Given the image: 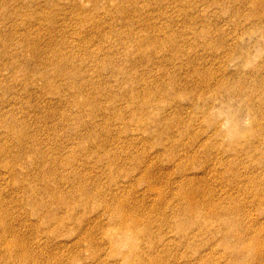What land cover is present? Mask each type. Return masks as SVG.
I'll return each instance as SVG.
<instances>
[{"label":"rangeland","instance_id":"1","mask_svg":"<svg viewBox=\"0 0 264 264\" xmlns=\"http://www.w3.org/2000/svg\"><path fill=\"white\" fill-rule=\"evenodd\" d=\"M252 8L247 0H0V204H4L0 208V263L13 264L8 254L4 258L9 250L5 241L19 235L26 237V244L38 248L36 253L50 249V262L61 252L70 253L64 244L70 245L80 237L78 226L85 219L83 230L93 232V243L106 256L101 258L103 264H133V257L122 260L119 252L132 246L144 251L150 247L149 241L136 239L131 229L114 226L116 215L107 203L113 200L114 192L129 201L138 197V206L150 210L161 200L147 193L146 183L139 182V171H130L135 163L128 159L129 154H142L151 160L162 155L159 171L175 180L186 175L204 176L203 193L214 195L216 201L226 191L235 197V202L215 204L218 208L232 206L241 209L242 215L245 210L264 220V204L248 184L253 164L264 162V144L258 141L264 140V127H256L247 115L248 96L238 86L244 80L246 85L259 83L255 72L264 63V17L251 16L248 12ZM145 36L146 42L138 49L136 42ZM156 38L177 47H158L152 41ZM37 43L38 62L47 56L66 61L73 57L82 68L80 78H57L52 75L51 64L31 72L22 58L28 61L35 57L29 45ZM60 49L63 53L54 55ZM45 70L48 78L41 73ZM134 78L138 81L132 84ZM89 79L86 93L97 97L80 110L74 101L76 83L87 84ZM261 85L263 90L256 95L264 100ZM163 87L171 93H162ZM49 112L58 119L49 118ZM13 115L39 148L38 156L28 152L24 159L16 158L17 139L2 127L3 118L10 121ZM62 115L70 123L79 115L84 127L77 134L85 135L95 127L97 138L79 146L72 136L76 133L67 131L59 121ZM163 123L175 126V134L183 143L199 133L207 135L212 153L206 159L186 157L177 170L153 141L160 142L155 136ZM259 123L264 124L263 116ZM215 137L222 142L224 152L215 147ZM90 145L98 150L86 157L85 148ZM69 152L80 154L73 164L69 163ZM110 155H115L114 164ZM50 161L53 165L63 162L55 174ZM231 167L236 169L232 171ZM69 173L74 181L80 173L97 179L102 193L92 195L90 202L82 193H69V188L79 186L67 182L65 175ZM53 190L63 203L57 202L58 197L52 199ZM170 210L168 207L167 212ZM55 218L70 220L69 226H59ZM204 225L211 230L218 228L215 222ZM172 234L164 239L166 243L174 238ZM89 244L90 240H83L84 249ZM177 248L178 262L185 251Z\"/></svg>","mask_w":264,"mask_h":264},{"label":"bare ground","instance_id":"2","mask_svg":"<svg viewBox=\"0 0 264 264\" xmlns=\"http://www.w3.org/2000/svg\"><path fill=\"white\" fill-rule=\"evenodd\" d=\"M45 1L48 3L53 2V0ZM247 1H250L253 6L248 12L251 16L264 17V0ZM125 12L124 8H122V13L127 14ZM2 17L0 16V19ZM83 23H85L84 20ZM159 31L164 32L163 29ZM147 36L141 38L140 42H136L138 49H140L139 45L141 46L146 42L145 38ZM152 41L153 43H157L158 47L167 49L177 47L172 46V44L165 41L164 38H156ZM33 42H35L34 39L32 40V43ZM29 51L35 57L28 58V61H25V59L23 61L22 58V62L31 72H39L40 66L47 68L51 64V66L54 67L52 75L57 78L71 76L79 79L80 77L78 75L82 74V68L75 64L73 57L70 61H66L62 60L59 56H56V59L47 56L41 58L40 63L37 60V56L40 52L39 44L38 46L35 44L29 45ZM62 53L63 51L60 49V51H56L54 55H60ZM258 67L259 69L255 72V75L257 80H260V82L264 84V80L261 81L264 72V63L258 65ZM41 73H43L45 78L49 77L47 75V70L41 71ZM136 81L138 80L134 78L132 84ZM90 82L91 79L88 80L87 84L83 82L76 83L77 90H75L76 93H74V101L80 110L84 107V103L97 97L92 93H88L89 95L86 93V88ZM173 82L172 80L170 83ZM246 82L247 80H244V83L238 86L240 87L239 90L244 92V95L248 96L245 105L246 108H248V110H246L248 112L247 115H250L252 121L257 123L256 127H264V124L260 125L259 123L260 116L264 117V100H259L260 96L256 95V93H259L260 89L263 90L262 85L259 86L260 82L255 85H246ZM173 86H175L177 90V85ZM164 88L165 87H163V91H161L162 93H171ZM237 88L238 87H236V90ZM144 89H147V85L144 86ZM227 89L229 88H225L224 90ZM250 89L255 91L250 92ZM53 90L54 88H52L50 92ZM81 96L82 98H80ZM150 96L149 94L148 100H150ZM133 100H138V98ZM29 107H34V105L29 103ZM48 117L52 119L55 118L56 120L58 119L53 112H49ZM74 120L77 121L70 123V119L65 115H62L59 119L63 126L68 128L67 131L76 133L72 136L77 139L79 146H82L85 141L93 142L94 140H91V138H97L95 127L90 128L89 133L85 135H78L77 133L84 127V122L79 119V115H75ZM3 121L5 123L2 127H6L8 132H13L14 138L17 139L18 155L16 158L24 159L25 156L29 154L28 152H32L35 156H38L37 152L39 148L35 147L32 140L23 132L22 124L18 122L17 118L14 116L10 121H6L5 118H3ZM157 128V130L160 131L157 132L155 137L162 143L154 139L153 141L162 149L159 148L161 151L166 153L177 170L180 169L182 161L186 157L191 160H195L196 157L198 159H206L208 158L207 156L212 153L210 151L212 148L207 145V135L202 137L203 133L194 135L188 142L183 143L180 136L175 134L177 131L175 126L163 123V125H159ZM217 140L218 145H215V147L217 146L220 151L222 150V152H224L222 142H220L218 138ZM258 141L264 144L263 139H259ZM234 143L237 142L235 141ZM167 144L171 145L168 147ZM95 150H98L96 145L86 147V157H91V154L94 153ZM167 151H170V153H167ZM6 152L12 156L16 155L11 154L9 151ZM157 156L159 157L158 160H151L142 154H129L130 158L128 159L135 163L130 171L140 172L139 182H145L147 193L158 196L161 200L160 203H156L154 208L150 210L147 206H138V197H136L135 200L132 199L129 201L125 195L118 192H114L112 194L113 200L107 203V208L116 215L113 219L114 226H118L121 229H131L136 239H146L150 244V247H145L144 251L132 246L128 250L119 252V257L122 260L127 257H133V264H264V220L261 221L259 218L253 217L252 214H248L245 210L244 215H242L241 209H236L232 206L227 205L222 209L218 208L215 204L222 203L226 200L235 202L233 194L226 191L221 195L224 197L220 196V200L216 201L214 195L203 193L201 184L206 181L204 176L186 175L181 180H175V177L170 174L168 175L167 172L159 171L160 165L158 162L161 160L162 155L157 154ZM79 158L80 154L69 152L68 160L70 164H73ZM109 159L110 163L114 164L115 155H110ZM220 160V162L224 164L227 163L222 159ZM50 163L54 174L57 173L59 166L63 165L62 161L59 165H56V163L53 165L52 161H50ZM244 165L248 169L251 167L250 165ZM253 165L254 170L249 172L251 174L248 178V184L251 186V189L257 190L256 193L260 196L259 203L264 204V162L258 161ZM233 168L235 167H231L232 171ZM73 170L75 171V166ZM228 172H230V169ZM65 176L67 177L68 183H77L79 185L72 186V189L68 187V192L74 194V196L78 193H82V197L86 202L91 201L92 195L102 193L101 182L97 179H90L86 173H80L76 181L73 180L71 173ZM166 176L168 180L165 179ZM82 187H85L84 189L87 192H83ZM52 192H54V190ZM57 197L60 199V201L57 202L59 204L63 203L62 199L54 192L52 199L55 200ZM96 199L102 200L99 197H96ZM251 200H253V198ZM255 201H253L254 204L257 203V201ZM243 202L244 205L247 206L246 200ZM46 204L47 202L43 203V205ZM3 206L4 204H0V208H3ZM168 207H171L170 212H167ZM70 218L69 216V219ZM54 221L59 226L62 225L63 228H67L70 223V220L66 218H55ZM204 222H215L218 228L215 230L208 229V227L204 225ZM81 223L83 225L78 226L79 230L82 231L80 237L70 245L64 244V247L68 246L66 249L70 251V253L65 251L61 252V255L58 254L52 262H50V249V252L46 251L43 253V250H40L36 253L35 251L38 250V248H33L31 244L30 246L26 244L24 242L26 237L20 236L19 234L18 238L15 237L5 241L9 250L4 254V258H6L8 254L13 264H103L101 258L104 255L102 258L104 260L106 256L103 254L102 248H98L95 243H93V232L83 230L85 219H81ZM169 233H173L172 235L174 238L169 239L170 243H166L164 239H167L166 237H168ZM201 235H206L208 238L203 240L200 238ZM217 235L220 236L219 240L217 239ZM84 239H88L91 242L86 249H84L83 245ZM178 246L184 248L183 251L185 252L180 255L179 261L177 262L176 258L179 256ZM212 246H216L218 249ZM141 255H145V257L142 258ZM115 264L124 263L115 261Z\"/></svg>","mask_w":264,"mask_h":264}]
</instances>
